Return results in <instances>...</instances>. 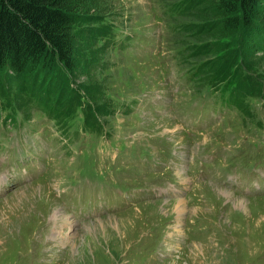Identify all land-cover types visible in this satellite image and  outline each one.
<instances>
[{
	"label": "rangeland",
	"instance_id": "1",
	"mask_svg": "<svg viewBox=\"0 0 264 264\" xmlns=\"http://www.w3.org/2000/svg\"><path fill=\"white\" fill-rule=\"evenodd\" d=\"M101 2L114 16L110 25L132 39L106 52V70L75 82L104 83L128 108L102 117L109 139L80 134L60 142L59 128L32 111L16 131L0 127V180L16 181L0 191V264H264V192L252 191L264 180V91L244 109L230 91L198 87L174 56L180 43L193 45L173 34L185 22L166 10L177 0ZM158 51L173 57L160 65ZM249 60L264 82V53ZM14 107L0 99V118ZM34 129L50 138L32 146ZM11 134L12 144L4 139ZM169 158L186 162L171 172L179 186L157 187L152 172ZM189 188L195 197L184 194ZM190 231L200 235L185 240Z\"/></svg>",
	"mask_w": 264,
	"mask_h": 264
},
{
	"label": "trees",
	"instance_id": "2",
	"mask_svg": "<svg viewBox=\"0 0 264 264\" xmlns=\"http://www.w3.org/2000/svg\"><path fill=\"white\" fill-rule=\"evenodd\" d=\"M166 10L185 21L172 31L193 45L180 43L176 58L188 64L198 87L230 91L244 109L263 95L257 61L247 59L264 53V0H177ZM113 20L101 0H0V99L15 106L5 119L11 117L13 125L16 114L28 119L33 103L63 132L80 127L101 135L102 117L125 111L127 104L104 83L75 80H91L95 70L109 67L105 54L116 46ZM208 57L213 61L207 63ZM55 73L58 85L51 89Z\"/></svg>",
	"mask_w": 264,
	"mask_h": 264
},
{
	"label": "bare ground",
	"instance_id": "3",
	"mask_svg": "<svg viewBox=\"0 0 264 264\" xmlns=\"http://www.w3.org/2000/svg\"><path fill=\"white\" fill-rule=\"evenodd\" d=\"M219 189V188H218ZM35 190V189H34ZM42 190V189H41ZM19 191V190H18ZM223 191V190H222ZM223 193H225L227 196L228 195H231V193H228V192H226V191H224ZM21 197V196H20ZM22 198V197H21ZM21 198H19L18 200H22ZM235 205H236V207H239V208H244L245 207V199H240V198H237L236 200H235ZM131 210V209H130ZM186 210V208H185V206H184V204H183V202L182 201H178V202H176V207H175V211L176 212H178V213H181V212H183V211H185ZM110 218V217H109ZM111 219V218H110ZM114 219H116V218H114ZM68 223V222H67ZM70 223V222H69ZM114 223V226H115V228H117L118 227V222L117 221H115V222H113ZM64 224H66V221L64 222ZM89 224V223H88ZM70 225H71V223H70ZM90 225V224H89ZM103 228V227H102ZM105 231V230H104ZM62 238H63V236H62Z\"/></svg>",
	"mask_w": 264,
	"mask_h": 264
}]
</instances>
